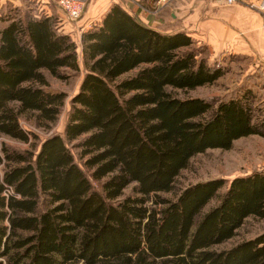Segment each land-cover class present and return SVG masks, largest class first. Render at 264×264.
I'll return each instance as SVG.
<instances>
[{
	"label": "trees",
	"instance_id": "trees-1",
	"mask_svg": "<svg viewBox=\"0 0 264 264\" xmlns=\"http://www.w3.org/2000/svg\"><path fill=\"white\" fill-rule=\"evenodd\" d=\"M80 46L85 72L63 135L39 142L20 117L52 127L66 94L46 88L45 72L79 70L78 45L54 15H0V138L28 144L0 140V264H264V232L217 248L247 218L264 219V172L233 178L207 209L221 178L164 195L195 155L264 137L249 91L210 101L167 89L212 85L229 66L184 31L143 24L122 0Z\"/></svg>",
	"mask_w": 264,
	"mask_h": 264
},
{
	"label": "rangeland",
	"instance_id": "rangeland-1",
	"mask_svg": "<svg viewBox=\"0 0 264 264\" xmlns=\"http://www.w3.org/2000/svg\"><path fill=\"white\" fill-rule=\"evenodd\" d=\"M50 1L56 2V0ZM158 1L144 0L143 6L152 13L158 12V5L160 4ZM88 2L89 0H85V6H87ZM38 5L39 3L36 0H5V2L0 4V15L3 16L6 10L15 7L22 10L29 9L38 13ZM194 46L201 49L202 55L209 52L207 50L205 52V47L200 44H194ZM212 62L216 65L229 66L228 72L216 83L193 89H174L172 87H167V89L174 96L181 99L198 97L210 101L238 98L249 91L253 96L250 101L255 109V116L264 118V72H261L256 67L257 62L250 57H242L238 54H231L224 58L218 57ZM80 63L82 65V61ZM65 72L68 74L66 79H58L45 72L48 79L46 88L50 91H62L66 94L61 112L52 127L47 130L39 126L33 117L29 115L20 117L21 126L26 131L34 133L38 137L39 142L51 134L63 135L67 113L71 107V99L78 92L84 76L83 69L76 71L66 69ZM0 140L12 147H28L26 143L5 136H1ZM72 151L77 159L76 150L72 149ZM254 172H264V137L259 135L241 137L235 140L232 147L228 150L210 148L195 155L191 158L188 167L183 169L176 178L175 189L172 192L164 193V195L174 198L182 188L190 184L221 178L225 183L219 190L218 195L208 203L207 209L217 203L218 196L225 191L233 178ZM93 184L95 187L97 186L96 183L93 182ZM129 190L130 187L126 188L125 192L127 193ZM263 232L264 219L249 217L232 238L218 245L217 248H229L238 242L254 238Z\"/></svg>",
	"mask_w": 264,
	"mask_h": 264
},
{
	"label": "crops",
	"instance_id": "crops-1",
	"mask_svg": "<svg viewBox=\"0 0 264 264\" xmlns=\"http://www.w3.org/2000/svg\"><path fill=\"white\" fill-rule=\"evenodd\" d=\"M40 15H54L61 29L69 33L78 45L77 63L83 69L80 36L82 31L100 21L112 3L119 0H89L80 19L72 22L50 0H36ZM124 7L143 24L165 32L184 31L202 45L209 61L238 54L257 62L264 72V24L263 14L251 7L260 0H235L233 3H218L215 0H166L161 1L158 12H150L141 0H122ZM5 0H0V4ZM157 13V14H155ZM85 72V71H84Z\"/></svg>",
	"mask_w": 264,
	"mask_h": 264
},
{
	"label": "built area",
	"instance_id": "built-area-1",
	"mask_svg": "<svg viewBox=\"0 0 264 264\" xmlns=\"http://www.w3.org/2000/svg\"><path fill=\"white\" fill-rule=\"evenodd\" d=\"M161 1L166 0H159ZM218 3H233L235 0H215ZM58 7L64 12L66 17L70 19H76L81 17L83 10L85 8V0H56ZM252 8L259 10L263 14V24H264V0H260L258 3H251Z\"/></svg>",
	"mask_w": 264,
	"mask_h": 264
},
{
	"label": "water",
	"instance_id": "water-1",
	"mask_svg": "<svg viewBox=\"0 0 264 264\" xmlns=\"http://www.w3.org/2000/svg\"><path fill=\"white\" fill-rule=\"evenodd\" d=\"M83 12H84V10H83ZM83 15V13L81 14V16ZM79 18H76V19H70L72 22H74V21H76V20H78Z\"/></svg>",
	"mask_w": 264,
	"mask_h": 264
}]
</instances>
